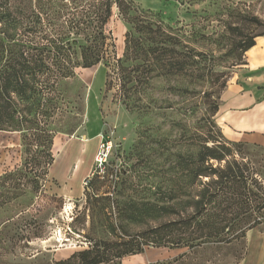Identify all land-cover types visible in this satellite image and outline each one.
<instances>
[{
    "label": "rangeland",
    "instance_id": "rangeland-1",
    "mask_svg": "<svg viewBox=\"0 0 264 264\" xmlns=\"http://www.w3.org/2000/svg\"><path fill=\"white\" fill-rule=\"evenodd\" d=\"M133 1L148 12L138 14L137 23L152 29L132 33L128 59L129 27L114 8L106 28L114 45L107 62L79 69L66 88L49 95L55 102L40 117V135L55 132L48 182L36 187L39 169L21 181L16 199L0 188V264H50L89 249L93 241L115 239L106 232L112 227L124 236L121 224L135 234L172 221L176 216L164 212L156 219L119 216L134 205H188L198 182L179 167V159L195 158L203 145L216 141L232 148L227 160L246 165L251 189L235 204L247 211L235 235L255 222L264 230V147L228 141L216 122L222 94L244 63L242 48L264 34V0ZM33 141L25 142L21 132L0 131V177L22 167ZM261 245L252 229L220 246L148 247L143 264H253ZM129 257L122 264H129Z\"/></svg>",
    "mask_w": 264,
    "mask_h": 264
},
{
    "label": "trees",
    "instance_id": "trees-1",
    "mask_svg": "<svg viewBox=\"0 0 264 264\" xmlns=\"http://www.w3.org/2000/svg\"><path fill=\"white\" fill-rule=\"evenodd\" d=\"M114 8L129 27L125 52L128 59L132 33L143 34L152 29L137 23V15L148 12L137 7L133 0H0V131L21 132L25 142L37 137L26 147L22 167L0 177V188L13 191L14 199L18 197L21 181L35 171V174L39 169L42 171L41 176L34 179L37 188L41 180L48 182L55 160L49 146L55 132L42 137L40 117L55 102L56 97L49 98V95L60 92L63 84L65 87L78 76L79 69H91L107 62L114 45L106 28ZM255 40L252 38L245 43L243 54L255 45ZM215 143L203 145L195 158L179 159V167L192 172L198 182L188 205H134L125 213L119 212L121 221L156 219L161 212L172 213L175 219L150 225L135 234L121 224L118 229L123 230L124 236L117 234L116 226L112 227L106 232L115 235V239L93 241L89 249L50 264H122L126 257L143 254L148 247L193 250L245 238L248 231L258 225L255 222L254 226H244L241 233H234L237 221L247 213L241 205L235 204L251 193L244 176L246 165L227 160L232 156L228 142ZM34 146L37 149L34 150ZM18 176L22 179H17ZM3 207L0 205V209ZM105 223L103 221L102 227L107 229ZM35 237L42 236L38 233Z\"/></svg>",
    "mask_w": 264,
    "mask_h": 264
},
{
    "label": "crops",
    "instance_id": "crops-1",
    "mask_svg": "<svg viewBox=\"0 0 264 264\" xmlns=\"http://www.w3.org/2000/svg\"><path fill=\"white\" fill-rule=\"evenodd\" d=\"M216 122L228 141L264 147V34L256 38L255 45L244 55V63L229 80L221 97ZM99 136L98 132L94 138ZM253 230L262 242L253 264H264V230ZM142 255L129 257L132 258L129 264H143Z\"/></svg>",
    "mask_w": 264,
    "mask_h": 264
},
{
    "label": "built area",
    "instance_id": "built-area-1",
    "mask_svg": "<svg viewBox=\"0 0 264 264\" xmlns=\"http://www.w3.org/2000/svg\"><path fill=\"white\" fill-rule=\"evenodd\" d=\"M108 143H106V144H103L102 145V148H101V154H99V159H98V161H99V163L101 164V165H103L104 164V162H105V156H106V153H107V150H108Z\"/></svg>",
    "mask_w": 264,
    "mask_h": 264
}]
</instances>
